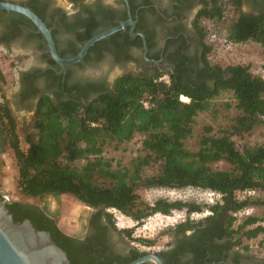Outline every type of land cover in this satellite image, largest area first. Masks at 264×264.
Instances as JSON below:
<instances>
[{
	"label": "trees",
	"instance_id": "obj_1",
	"mask_svg": "<svg viewBox=\"0 0 264 264\" xmlns=\"http://www.w3.org/2000/svg\"><path fill=\"white\" fill-rule=\"evenodd\" d=\"M67 1L78 5L86 0ZM244 1L211 0V8L206 7L198 15L203 61L211 72L205 73L204 78L209 83L172 77L167 85L159 82L158 76L127 73L116 79L111 91L90 102L81 103L74 98L53 103L43 98L23 139L18 135L10 107L0 103V134L3 146L13 155L18 193L27 198L70 195L93 209L116 210L137 225L155 214L169 216L174 211H185L193 215L208 211L201 220L190 218L175 225L170 233L218 220L226 226L230 240H253L264 234V226L258 224L260 220L255 216H247L234 226L235 214L263 205L250 198L238 200L236 193L264 194V144L240 151L232 140L264 127V79L254 75L247 65L210 64V47L204 43L205 28L200 23L202 18L220 23L229 43L264 45V12L244 13ZM222 92L231 94L238 115L218 135L211 134V127H204L198 150H187L185 141L192 135L196 117L209 112L213 100ZM135 136L143 138L141 153L126 167H114L111 160L102 156L107 145L117 148ZM220 161L229 169L212 168ZM151 188L208 190L220 195L221 202L200 205L160 199L147 206L140 200L138 190ZM19 205L13 202L8 208ZM108 218L114 224L110 213ZM23 219H29L37 230L49 229L48 223L43 224L30 214L14 213L15 223ZM50 232L55 243L64 248ZM122 233L131 237L130 230ZM135 241L154 245L152 240Z\"/></svg>",
	"mask_w": 264,
	"mask_h": 264
},
{
	"label": "flooded vegetation",
	"instance_id": "obj_2",
	"mask_svg": "<svg viewBox=\"0 0 264 264\" xmlns=\"http://www.w3.org/2000/svg\"><path fill=\"white\" fill-rule=\"evenodd\" d=\"M126 2L86 0L74 5L67 0H0L35 14L50 31L61 59L75 58L91 38L128 22L129 17L134 23L131 35L141 36L144 41L143 45L140 37H130L128 25L123 28L124 32L117 31L95 42L80 61L58 66L43 35L29 18L0 10V103H6L11 111L21 110L24 118L30 120L27 130L41 99L49 98L53 103L74 98L81 103L90 102L111 91L116 79L127 73L145 74L148 78L158 76L159 82L167 79L171 83L172 77H179L181 81L209 83L204 74L211 72L203 61L197 22L199 13L206 7L211 8V0ZM244 2L264 12V0ZM7 85L11 89L9 96ZM18 126L17 122V129ZM5 149L0 134L1 166ZM7 199L5 208L13 219L16 212L48 223L73 264H129L149 254H154L160 264H264L262 242L250 246L251 240H230L226 226L218 220V223L205 221L180 232L174 230L169 241L156 247L126 244L115 224L109 221L106 209L83 204L85 208L80 214L71 216L62 207L50 211L18 202L20 205L10 210L8 207L17 201ZM49 229L41 231L51 235Z\"/></svg>",
	"mask_w": 264,
	"mask_h": 264
},
{
	"label": "rangeland",
	"instance_id": "obj_3",
	"mask_svg": "<svg viewBox=\"0 0 264 264\" xmlns=\"http://www.w3.org/2000/svg\"><path fill=\"white\" fill-rule=\"evenodd\" d=\"M242 11L247 14L262 13L258 12L253 4L247 3L243 4ZM201 24L205 28L204 43L210 47V53L207 55V60L210 64H218L222 67L228 65H247L254 75L264 79V45L254 42L247 44H232L226 41L225 30L222 29L220 23L203 20ZM25 64H28V61H26ZM1 67L3 71L6 70L4 62L1 63ZM7 88L9 89L6 90V93L9 96L11 91L10 85L9 87L7 85ZM184 101H186L185 98ZM212 104L213 106L209 112L200 113L196 117V124L193 128L192 135L185 141V148L187 150L192 152L198 150L199 140L203 134L204 127H211V134L218 135L220 131L228 128L232 124L233 119L238 115V112L234 108V100L228 92H222L213 100ZM226 104L230 107H227ZM12 112L19 124L17 129L18 135L23 139L27 131L26 127L30 124V120L29 118H24V113L21 110L12 109ZM142 139L141 136H135L131 142L122 144L117 148L114 147V145H107L104 148L102 156L111 160L114 167L124 168L132 159L136 158L141 153ZM232 140L240 151L244 147L263 145L264 127H256L248 134L234 136ZM211 166L216 170L229 169V165L223 161L214 163ZM16 175L17 169L13 155L6 147L2 154V166L0 169V195H5L12 201L46 207L50 211L62 207V210L67 212L68 215L69 213L72 214L71 216L80 214L85 208L81 202L70 195H61L57 198L52 196H45L44 198L24 197L18 193L16 188ZM138 194L140 200L147 206L153 205L154 202L160 199L194 202L200 205H213L221 202L220 195L197 188H185L180 190L168 188L139 189ZM236 198L238 200L247 198L259 200L263 205L248 207L235 214L236 222L234 226L236 227L241 224L247 216L257 217L260 220L258 224L264 226V194L261 192H238L236 193ZM108 212L112 216L116 231L126 244L131 242L136 244L137 241L135 240L146 239L154 241V246L156 247H160L170 240V229L175 225L190 218L194 221L201 220L204 216L209 214L206 210L193 215H187L185 211H174L169 216L155 214L137 225L135 221L116 210L109 209ZM67 220L68 218L65 219V221ZM123 230H130L131 237L129 238L123 234ZM258 242L264 244V234L254 240L248 241V244L254 246Z\"/></svg>",
	"mask_w": 264,
	"mask_h": 264
},
{
	"label": "water",
	"instance_id": "obj_4",
	"mask_svg": "<svg viewBox=\"0 0 264 264\" xmlns=\"http://www.w3.org/2000/svg\"><path fill=\"white\" fill-rule=\"evenodd\" d=\"M0 10L17 12L29 18L43 35L47 42V46L50 49L51 57L58 64V66L74 64L80 61L85 55L87 49L95 42L117 31L123 30V28L128 25L131 27L129 36L132 38L140 37L143 41L141 36L131 35V32L134 28V23L131 22L129 17L128 22L91 38L75 58L61 59L57 55L50 31L35 14L27 9L10 5L8 3H0ZM1 198L0 264H70L66 253L55 243L49 232L37 230L28 219L22 221L21 223H15L11 214L5 208V204L8 202V199L5 197ZM147 262L151 264H160L159 259H157L154 254H149L129 264H142Z\"/></svg>",
	"mask_w": 264,
	"mask_h": 264
},
{
	"label": "built area",
	"instance_id": "obj_5",
	"mask_svg": "<svg viewBox=\"0 0 264 264\" xmlns=\"http://www.w3.org/2000/svg\"><path fill=\"white\" fill-rule=\"evenodd\" d=\"M222 1V0H221ZM225 1V0H224ZM224 1H222V2H224ZM203 20H208V19H201L200 20V23H201V21H203ZM208 21H211V20H208ZM202 25V24H201ZM159 81V80H158ZM163 81H164V83H166L167 85H169V81L167 80V79H163ZM183 98V97H182ZM181 98V99H182ZM186 99V98H185ZM188 100L186 99V102H187ZM144 106L145 107H148V104L147 103H144ZM2 197H5V198H8L7 196H5V195H1Z\"/></svg>",
	"mask_w": 264,
	"mask_h": 264
},
{
	"label": "bare ground",
	"instance_id": "obj_6",
	"mask_svg": "<svg viewBox=\"0 0 264 264\" xmlns=\"http://www.w3.org/2000/svg\"><path fill=\"white\" fill-rule=\"evenodd\" d=\"M186 100V99H185ZM183 101H184V98H183Z\"/></svg>",
	"mask_w": 264,
	"mask_h": 264
}]
</instances>
